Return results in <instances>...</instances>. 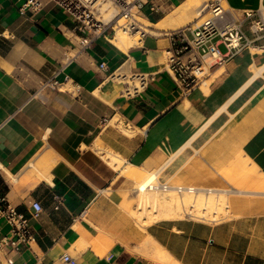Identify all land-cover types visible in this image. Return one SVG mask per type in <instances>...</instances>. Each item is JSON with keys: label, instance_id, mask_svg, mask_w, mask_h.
<instances>
[{"label": "crops", "instance_id": "1", "mask_svg": "<svg viewBox=\"0 0 264 264\" xmlns=\"http://www.w3.org/2000/svg\"><path fill=\"white\" fill-rule=\"evenodd\" d=\"M25 1L0 0V197L29 217L35 200L43 211L14 264H53L66 252L80 264H264L261 216L144 224L132 212L136 184L156 169L187 187H264V29L251 26L264 17V0H223L247 38L237 51L219 41L224 61L187 92L170 50L178 31L193 36L210 0H146L151 25L130 46L116 34L84 45L63 8L33 11ZM139 72L153 79L126 95ZM55 77L58 86L45 85ZM10 228L1 218L0 240Z\"/></svg>", "mask_w": 264, "mask_h": 264}, {"label": "built area", "instance_id": "2", "mask_svg": "<svg viewBox=\"0 0 264 264\" xmlns=\"http://www.w3.org/2000/svg\"><path fill=\"white\" fill-rule=\"evenodd\" d=\"M48 3L63 8L76 19L77 29L82 33L81 42L84 45H90L96 38L103 35L113 37L120 28L140 36L148 32L149 25L142 20L146 0H26L23 8L39 11ZM111 6L117 9L116 14L111 21L105 23L100 20L103 14L102 9ZM203 10L210 14L209 17L193 31L192 37H189L184 29L178 31L174 35L170 50L172 52L169 59L170 69L185 92L198 85L207 75L210 67L224 61L225 55L219 49V41H223L230 50L237 51L247 38L243 30V21L234 20L232 9L226 6L223 0H210L206 2ZM121 18H125L123 23H119ZM251 26L255 27L256 31L264 29V18L253 21ZM67 59L70 61L71 57L67 55ZM100 66L104 68L106 63L102 62ZM126 76L112 74V77L116 78H126ZM152 79V73L133 74L127 79L124 93L126 95L141 94ZM47 84L58 86L60 80L55 77L47 81L45 85ZM150 187L163 191L175 187L179 192L198 189L161 180L151 184ZM42 211V203L35 200L32 202L29 217L17 206L11 204L5 195L0 197V219H6L11 225L8 234L0 240V264H14L15 255L24 247L31 246L36 239L32 220L37 219ZM53 264H80V262L66 252L59 262Z\"/></svg>", "mask_w": 264, "mask_h": 264}, {"label": "rangeland", "instance_id": "3", "mask_svg": "<svg viewBox=\"0 0 264 264\" xmlns=\"http://www.w3.org/2000/svg\"><path fill=\"white\" fill-rule=\"evenodd\" d=\"M225 5L227 6L226 3H225ZM209 15L210 14L205 16L203 21H205L209 17ZM142 20L148 24V22H146L145 19L142 18ZM137 35H138V37H140L139 34H137ZM106 154L110 155L108 153H106ZM110 156L114 157L117 160V158L115 156H113V155H110ZM180 160L178 159L176 162L173 163L171 173L175 172L181 166V164H183L180 162ZM40 164H41V162H37L33 166L36 168ZM163 174H164V172L161 170L158 174L159 175L158 180L164 181L162 179ZM166 181H168L174 185L183 184L182 182L175 181V178L172 176H169V178H167ZM138 183L136 184V190L138 189ZM217 188H218V190H213L210 192L208 191V188H206L205 186L202 188H198L201 191L200 193L201 194L203 193L202 195L201 194H199V195L202 198H204V201L196 204L195 207L198 208L199 211H201V209H203L204 211H207V215H204V213L202 212L203 210L201 211L202 215H200L201 212H199V211L195 215V214H189L183 210L182 213L180 215H178V217L189 215V216H193V217L203 219L206 221H216V222L234 219L237 217H242L244 215L255 216V217L261 216L264 218V187L262 189H259L256 191H240L242 189H238V188H235L234 186H230V185H222V186H218ZM153 190H156L157 192H159V194L161 193L160 194L161 196L170 192L169 190L168 191H163V190H159V189H153ZM174 192L179 197V196H181V194L185 193L186 191L179 192L176 189H174ZM191 193L195 194L194 192H191ZM209 197L211 198V200ZM205 198H207V199L209 198L210 201L208 203H206ZM218 199H220V200H218ZM228 201H229V203H228ZM139 202H140V199H139V192H138L137 204H136V207L133 208L132 212L144 224L145 223L148 224L150 222H153V221L160 219V218H163V217H171V215H165V216H161V217L157 218L156 217V213H157L156 208H154L153 206H150V207H148L147 211H145V210L143 211L141 208H138ZM203 203H205L206 205ZM207 204H209V205H207ZM217 204L220 205L221 208L218 207ZM223 205H225V206H223ZM203 207H205V208H203ZM227 210H229V211H227Z\"/></svg>", "mask_w": 264, "mask_h": 264}, {"label": "bare ground", "instance_id": "4", "mask_svg": "<svg viewBox=\"0 0 264 264\" xmlns=\"http://www.w3.org/2000/svg\"><path fill=\"white\" fill-rule=\"evenodd\" d=\"M196 0H190L189 2L187 1L188 6H186L185 4H183V6L185 5L186 7H189L190 5L194 4ZM200 1V0H199ZM186 2V1H185ZM184 2V3H185ZM197 3V2H196ZM199 3V2H198ZM181 7H183L182 5H180ZM183 7L186 9V7ZM191 7V6H190ZM198 7V5H197ZM104 8V7H103ZM178 8V7H177ZM193 8V7H192ZM195 8V7H194ZM204 8V7H203ZM179 9V8H178ZM182 9V10H185ZM200 9V8H199ZM202 9V8H201ZM195 10V9H194ZM117 9L113 6L108 7L105 9H102V17H101V21L107 23L109 21H111L113 19V17L116 14ZM191 12L193 11L192 9L190 10ZM184 12V11H183ZM189 12V11H188ZM170 13H174V11H171ZM182 13V12H181ZM185 13V12H184ZM193 13V12H192ZM191 13V14H192ZM176 14V13H175ZM186 14V13H185ZM195 14V13H194ZM200 14V13H199ZM174 15V14H173ZM189 15V14H187ZM177 16V15H176ZM190 16V15H189ZM144 17V16H143ZM264 18V17H263ZM144 19V18H143ZM177 19V17H176ZM178 20V19H177ZM125 21V18H121L119 20V23H123ZM181 21V20H179ZM180 23V22H179ZM151 25V23H149ZM179 27V26H178ZM181 27V26H180ZM138 35L137 34H131L130 32L124 30V29H118L115 39L114 41L121 45V46H127L132 43H134L135 41H138ZM257 70V69H256ZM259 74V71H257ZM256 74V75H257ZM227 106V105H225ZM224 106V107H225ZM221 109V108H220ZM222 110V109H221ZM221 110L218 112V114L221 112ZM216 114V115H218ZM216 117V116H215ZM191 141L188 142V144H190ZM46 154H44V156H42L41 162L43 164H45L46 162ZM50 155V154H49ZM51 156V155H50ZM49 156V159H50ZM105 158L117 165V160L114 157H111L110 155H106L104 154ZM50 161V160H48ZM50 163V162H49ZM35 162H31V165H35ZM51 164V163H50ZM50 166V165H49ZM160 170L156 169V170H152L149 171L145 176H143L139 183H138V192H139V206L138 208H141L143 211H147L148 207L153 206L154 208H156V217H161V216H165V215H171V217H178V215H180L182 213V211L184 210L185 212L189 213V214H197L199 209L196 208V204L201 203L202 201H204V198H202L199 194H201L199 189H195L193 191L191 190H187L185 193L181 194V196H177V194L174 192V189H176L175 187H172L171 189H169L170 192H168L165 195H160L159 192H157L156 190H153V187H150L151 184L153 183H158V174H159ZM50 179V178H49ZM51 180V179H50ZM196 188V187H195ZM177 190V189H176ZM214 189H208V191H213ZM178 191V190H177ZM191 192H194L195 194H192ZM203 194V193H202ZM201 194V195H202ZM220 195V194H219ZM211 196V195H210ZM221 197V196H220ZM210 198V197H209ZM209 198H205L206 199V203H208L210 200ZM213 200V199H212ZM220 200V199H218ZM219 202V201H218ZM224 202V201H223ZM226 202V201H225ZM227 203V202H226ZM225 203V204H226ZM229 203V201H228ZM205 204V203H203ZM220 204V203H219ZM206 205V204H205ZM209 205V204H207ZM218 205V204H217ZM213 206V205H212ZM216 206V205H215ZM225 206V205H223ZM218 207H220V205H218ZM205 208V207H203ZM221 208V207H220ZM224 208V207H223ZM222 208V209H223ZM207 209V208H206ZM226 209V208H225ZM203 209H201L202 211ZM199 211V212H201ZM217 211V210H216ZM229 211V210H227ZM204 213V215H207V211H202ZM202 212L200 215H202ZM199 216V215H198ZM206 218V217H205ZM158 245V244H157ZM161 247V246H159ZM158 247V248H159ZM166 251V250H165ZM165 253V252H164ZM166 254V253H165ZM161 255V254H160ZM163 255V254H162ZM161 257V256H160ZM172 257V256H171ZM162 258V257H161ZM166 259V258H165Z\"/></svg>", "mask_w": 264, "mask_h": 264}]
</instances>
